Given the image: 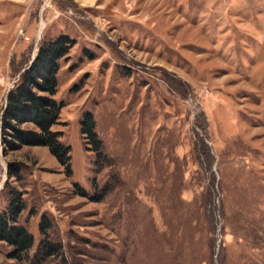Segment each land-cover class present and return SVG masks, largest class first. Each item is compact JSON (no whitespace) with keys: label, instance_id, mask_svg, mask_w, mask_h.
Instances as JSON below:
<instances>
[{"label":"rangeland","instance_id":"obj_1","mask_svg":"<svg viewBox=\"0 0 264 264\" xmlns=\"http://www.w3.org/2000/svg\"><path fill=\"white\" fill-rule=\"evenodd\" d=\"M59 34L75 42L52 127L71 174L47 147L5 151L0 135V209L20 190L26 257L46 214L62 248L43 264H264V0H0V117ZM87 111L101 158L80 132ZM10 249L0 241V264H29Z\"/></svg>","mask_w":264,"mask_h":264},{"label":"trees","instance_id":"obj_2","mask_svg":"<svg viewBox=\"0 0 264 264\" xmlns=\"http://www.w3.org/2000/svg\"><path fill=\"white\" fill-rule=\"evenodd\" d=\"M74 43V39L67 34L40 42L34 59L20 71L9 89L0 117L1 145L5 151L17 150L23 145L45 146L65 167L67 175L72 171L70 146L60 140V132L52 127L57 123L64 105L55 97L60 59L67 55ZM24 124L29 126L25 127ZM80 132L86 149L95 151L99 158L103 157L102 142L95 131V120L88 111L81 117ZM7 173L9 177L20 179V164L10 162ZM79 192L85 195L82 189ZM8 196L6 208L0 209V241L11 248L7 256L17 261L28 259L29 264H43L48 257L58 254L61 243L49 239L52 221L43 214L38 224L41 238L36 251L30 258L26 257L34 241L26 226L19 223V216L25 207L24 199L20 190L15 188L9 189ZM100 198L97 196V199Z\"/></svg>","mask_w":264,"mask_h":264},{"label":"water","instance_id":"obj_3","mask_svg":"<svg viewBox=\"0 0 264 264\" xmlns=\"http://www.w3.org/2000/svg\"><path fill=\"white\" fill-rule=\"evenodd\" d=\"M36 51H37V50H36ZM35 55H36V54H34V56H32V59H31V61L33 60V58L35 57ZM31 61H30V62H31ZM30 62H29V63H30ZM5 103H6V102H5ZM5 103H4V105H5Z\"/></svg>","mask_w":264,"mask_h":264},{"label":"bare ground","instance_id":"obj_4","mask_svg":"<svg viewBox=\"0 0 264 264\" xmlns=\"http://www.w3.org/2000/svg\"><path fill=\"white\" fill-rule=\"evenodd\" d=\"M40 27H42V24H40ZM4 103H5V101H4Z\"/></svg>","mask_w":264,"mask_h":264}]
</instances>
